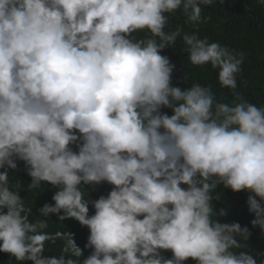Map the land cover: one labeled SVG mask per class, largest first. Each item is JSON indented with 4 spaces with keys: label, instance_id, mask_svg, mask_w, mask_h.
I'll return each instance as SVG.
<instances>
[{
    "label": "clouds",
    "instance_id": "clouds-1",
    "mask_svg": "<svg viewBox=\"0 0 264 264\" xmlns=\"http://www.w3.org/2000/svg\"><path fill=\"white\" fill-rule=\"evenodd\" d=\"M213 3L0 0V252L32 264H257L233 251L249 228L218 222L213 207L218 186L248 193L251 225L264 233V106L237 90L245 53L182 35L188 61L217 69L231 104L199 83L173 86L175 65L160 54L183 32L165 31L169 14L207 23L202 6ZM143 31L149 38H131ZM17 160L29 187L58 189L44 219L31 221L9 184ZM102 182L107 196L87 199L82 185ZM61 212L89 229L83 261L72 234L63 254L44 255L42 230Z\"/></svg>",
    "mask_w": 264,
    "mask_h": 264
},
{
    "label": "trees",
    "instance_id": "trees-1",
    "mask_svg": "<svg viewBox=\"0 0 264 264\" xmlns=\"http://www.w3.org/2000/svg\"><path fill=\"white\" fill-rule=\"evenodd\" d=\"M202 18L210 17L207 23L198 25L187 22L181 11L169 14L166 32L175 31L178 27L183 29L180 37L175 43L161 51V55L167 56L171 63L175 65L172 72L173 86L181 88L190 87L193 83L210 87L219 102L231 104L234 97L232 91L222 87L218 82V70L211 65L203 67L193 66L188 61V53L185 51V44L182 39L183 33L196 34L198 38H207L211 42H219L223 46L234 49L237 53H245L241 71L237 75V90L245 100L257 105L264 106V5L258 0H214L211 6H202ZM146 31L133 33L132 39L149 38ZM186 75V79L183 77ZM162 112L171 116V109L163 108ZM73 150L75 146L73 145ZM15 170L8 169L9 184L13 190H19V195L24 199L25 205L31 208L29 219L33 222L44 219L39 214V209L45 203L54 204L52 196L58 190L48 182H42L37 188L29 187L32 178L27 173L25 162L16 161ZM5 168H0L4 172ZM85 196L90 201L98 199L101 195L107 196L112 185L102 182L95 187L82 185ZM186 187V186H182ZM219 195V200H213L214 211L217 213V220L220 223H239L241 227L247 226L250 235L247 240L237 236L240 247L233 251H246L252 255L257 264H264V233L256 227H252L251 220L254 214L250 213L247 206L246 192H233L218 186L213 196ZM225 210L226 215L219 216L220 210ZM94 208L89 205V215L94 214ZM60 214H50L47 220V227L42 231L46 233V240L43 241L44 255L59 256L63 254L70 234L74 242L83 251L79 258L83 261L92 251L86 248L89 229L73 218L60 220ZM215 219V217H213ZM161 254L166 258H171V251L161 250ZM0 264H32L31 261L18 262L10 254L0 252ZM184 264H196V261L189 258Z\"/></svg>",
    "mask_w": 264,
    "mask_h": 264
}]
</instances>
